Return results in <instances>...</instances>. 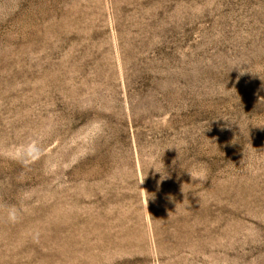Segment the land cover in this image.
Instances as JSON below:
<instances>
[{"label": "rangeland", "instance_id": "obj_1", "mask_svg": "<svg viewBox=\"0 0 264 264\" xmlns=\"http://www.w3.org/2000/svg\"><path fill=\"white\" fill-rule=\"evenodd\" d=\"M0 264H264V0H0Z\"/></svg>", "mask_w": 264, "mask_h": 264}, {"label": "clouds", "instance_id": "obj_2", "mask_svg": "<svg viewBox=\"0 0 264 264\" xmlns=\"http://www.w3.org/2000/svg\"><path fill=\"white\" fill-rule=\"evenodd\" d=\"M16 219H17V216L15 215V213H10L9 215L10 222H15Z\"/></svg>", "mask_w": 264, "mask_h": 264}]
</instances>
